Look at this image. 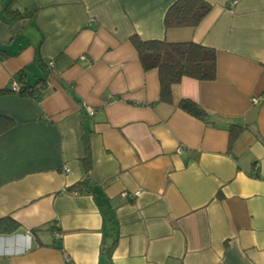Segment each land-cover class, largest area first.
Segmentation results:
<instances>
[{
  "label": "crops",
  "instance_id": "0c3cea01",
  "mask_svg": "<svg viewBox=\"0 0 264 264\" xmlns=\"http://www.w3.org/2000/svg\"><path fill=\"white\" fill-rule=\"evenodd\" d=\"M174 1L0 0V264H264V0L166 29ZM132 34L213 48L215 78L160 101Z\"/></svg>",
  "mask_w": 264,
  "mask_h": 264
},
{
  "label": "trees",
  "instance_id": "16d2710c",
  "mask_svg": "<svg viewBox=\"0 0 264 264\" xmlns=\"http://www.w3.org/2000/svg\"><path fill=\"white\" fill-rule=\"evenodd\" d=\"M211 5L204 0H175L166 10L163 18L164 27L193 28L210 11ZM129 41L138 54V60L144 71L156 69L159 79L160 101L171 103V87L184 77L197 80H213L216 76L215 50L194 41L170 42L165 39H142L136 34ZM45 68L51 71L45 61ZM49 76V75H48ZM48 76L34 83L20 81L21 89L18 94L38 97L46 88ZM178 106L188 114L206 122L207 113L196 102L183 98ZM13 120L0 115V132L8 129ZM240 126L230 127V142L238 133ZM84 165L88 164L87 156L83 158ZM18 228V223L12 218L0 220V231L10 233Z\"/></svg>",
  "mask_w": 264,
  "mask_h": 264
},
{
  "label": "built area",
  "instance_id": "2783aa9c",
  "mask_svg": "<svg viewBox=\"0 0 264 264\" xmlns=\"http://www.w3.org/2000/svg\"><path fill=\"white\" fill-rule=\"evenodd\" d=\"M81 57L84 58L85 56L82 55ZM49 85H50V82H49V80H47L46 81V87L49 86ZM20 89H21V86H20V83L19 82L14 81V80L10 82V90L12 92L18 93L20 91ZM252 101L255 102V103L258 102V98H252ZM88 112H89V114H93L94 113V110L92 108H89L88 109ZM180 147L181 146H178L177 149L179 150ZM63 171L68 172L69 169L66 168V167H63ZM140 194H141V190L140 189H138L136 191H133V192H129L127 190H124V191L121 192V196L124 197V198H126V199L136 198ZM56 233H57V235H60V232L59 231L56 232Z\"/></svg>",
  "mask_w": 264,
  "mask_h": 264
}]
</instances>
